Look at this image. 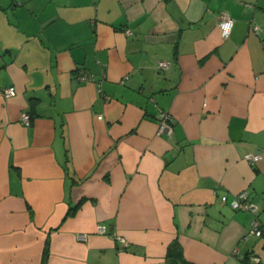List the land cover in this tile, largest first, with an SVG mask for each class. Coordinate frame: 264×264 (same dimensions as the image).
I'll use <instances>...</instances> for the list:
<instances>
[{"label":"crops","instance_id":"crops-1","mask_svg":"<svg viewBox=\"0 0 264 264\" xmlns=\"http://www.w3.org/2000/svg\"><path fill=\"white\" fill-rule=\"evenodd\" d=\"M255 218L264 0H0V264H264Z\"/></svg>","mask_w":264,"mask_h":264},{"label":"built area","instance_id":"built-area-1","mask_svg":"<svg viewBox=\"0 0 264 264\" xmlns=\"http://www.w3.org/2000/svg\"><path fill=\"white\" fill-rule=\"evenodd\" d=\"M217 25L220 29V34L222 38H227L231 32L232 26H233V19L231 17L228 16V14H226L225 12H220L218 14V18H217ZM259 27L258 26H253V30L256 31L258 30ZM125 32L129 33V30H126ZM168 62L166 61H158L157 62V67L160 69H165L168 67ZM80 80H84V81H93L94 78L85 73L84 71L81 72L80 76H79ZM16 90L15 87L10 85L7 86L5 88L2 89V94L5 96H12L15 95ZM159 119H160V130L161 131H166V132H170L171 131V126H170V122L172 121L171 118L169 117L168 113L165 111L160 112L159 115ZM20 121L21 123L25 124V125H29L30 124V115L26 110H23L20 114ZM245 158L253 163L255 162L258 158H259V154L258 153H248L245 155ZM249 193L247 191H241L235 195H233L232 197H229L226 194H222L220 196V200L223 203H227L228 205L231 206V208L236 209V210H245V211H249L252 214H256L259 210V208L257 207V205L252 202L249 198ZM105 231V228L102 226H98L97 227V232L99 233H103ZM262 232H264V228H262L257 219H253L251 222V233H253L256 236H260L262 234ZM79 239H83L85 238V234H78L77 236ZM120 240L126 244L127 241L125 240V238L120 237ZM255 260H259L258 257H254Z\"/></svg>","mask_w":264,"mask_h":264},{"label":"trees","instance_id":"trees-1","mask_svg":"<svg viewBox=\"0 0 264 264\" xmlns=\"http://www.w3.org/2000/svg\"><path fill=\"white\" fill-rule=\"evenodd\" d=\"M38 100L39 99L37 98H31L30 99L31 106L37 103ZM80 203H81V200H79L73 207L69 209L68 214H72L75 211V209L80 205ZM47 254H48V241H46L45 243L44 256H47ZM180 264H187V263L185 261H181Z\"/></svg>","mask_w":264,"mask_h":264}]
</instances>
